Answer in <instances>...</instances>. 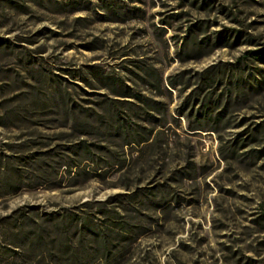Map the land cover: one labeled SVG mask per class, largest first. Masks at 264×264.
<instances>
[{
	"label": "rangeland",
	"instance_id": "374dc122",
	"mask_svg": "<svg viewBox=\"0 0 264 264\" xmlns=\"http://www.w3.org/2000/svg\"><path fill=\"white\" fill-rule=\"evenodd\" d=\"M121 1L126 6L114 17L102 10L100 0H0L1 47L6 40L13 47V52L0 47V115L5 116L0 122L6 124L0 127V155L33 154L70 141L60 116L34 114L36 107L52 106L57 85L77 106L94 109L102 95L112 97L110 89L120 82L131 86V62L136 59L155 65L165 77L233 62L243 52L264 46V0H198L197 5L205 3L203 10L189 6L190 0ZM171 14L177 17L168 20L167 29L160 21ZM199 19L208 20L212 35L237 28L256 44L242 40L238 47L215 49L199 61L179 64L173 43L179 42L188 23ZM179 103L173 92L170 115ZM3 110L13 112L10 118ZM250 115L258 113L246 110L236 117ZM180 122L175 130L178 145L166 151L167 166L139 176L140 186L163 182L186 158L195 179L173 185L179 201L170 202L163 212L149 213L145 231L126 235L120 253L108 264H264V152L254 165L245 161L228 167L217 154L215 135H185ZM242 129L229 130L226 139ZM103 166L97 171L85 166L84 174L70 176L60 170L36 185L22 182L16 190L0 193V251L6 250L9 264H76L72 258L19 255L27 241L8 237L9 225L2 218L20 210L40 223L43 216L69 210L87 213L94 225L106 229L100 212L116 207L110 198L126 192L120 185L134 183L137 176L126 180L115 168ZM71 231L73 246L76 235ZM85 238L81 263L100 264L94 243L89 235Z\"/></svg>",
	"mask_w": 264,
	"mask_h": 264
},
{
	"label": "trees",
	"instance_id": "16d2710c",
	"mask_svg": "<svg viewBox=\"0 0 264 264\" xmlns=\"http://www.w3.org/2000/svg\"><path fill=\"white\" fill-rule=\"evenodd\" d=\"M100 2L104 4L102 10L114 17L126 6L121 0ZM197 3L198 0H190L189 6L198 10L206 6L204 2ZM176 17L171 14L160 23L168 29L171 26L168 20ZM233 22L239 23L234 19ZM210 27L204 19L186 25L179 42L173 43L174 59L179 64L199 61L215 49L238 47L242 40L243 44H256L237 28H223L212 35L208 33ZM1 48L13 52L7 40ZM131 63L134 67L131 86L120 82L117 89H110L112 97L102 95L94 109L81 108L71 102L59 85L54 86L52 106L35 108V115L52 112L62 118L63 127H67L72 136L66 144L33 154L0 155V193L16 190L22 182L36 185L49 180L52 174L56 176L60 170L67 176L84 174L85 166L97 171L101 164L104 168H115L126 180L137 176L134 183L120 185L126 192L110 198L118 203L116 207L100 212L107 221L106 229L94 225L87 213L78 215L69 210H64L61 216L55 213L43 216L40 223L20 210L3 217L9 225L8 237L27 241L26 248L22 243L24 251L19 255L41 257L46 254L56 259L72 258L76 264H82L85 237L89 235L100 264H108L120 253L119 244L126 235L136 237L145 231L149 213L163 212L170 202L179 201L173 185L195 179L194 169L190 168L192 163L186 158L182 166L169 171L163 182L140 186L139 176L152 170L158 173L167 166L166 151L172 152L178 145L175 130L181 128L180 120L185 125V135H215L217 154L228 167L245 161L254 165L262 156L264 147L257 150L254 146H264V46L243 52L233 62H219L199 72L181 70L165 77L155 65L143 59ZM173 92L180 103L170 115L168 106ZM246 110L258 115L236 117ZM8 113L4 111L6 118L13 112ZM4 119L5 116L0 115V120ZM0 127L6 128V124L0 122ZM240 127L243 129L232 139H226L229 130ZM70 230L76 235L73 246L68 239ZM118 233L121 236L117 237ZM6 259V250H1L0 264H9Z\"/></svg>",
	"mask_w": 264,
	"mask_h": 264
}]
</instances>
